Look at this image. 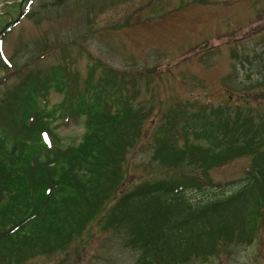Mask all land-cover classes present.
Instances as JSON below:
<instances>
[{
	"label": "trees",
	"instance_id": "1",
	"mask_svg": "<svg viewBox=\"0 0 264 264\" xmlns=\"http://www.w3.org/2000/svg\"><path fill=\"white\" fill-rule=\"evenodd\" d=\"M100 63L82 88L66 65H55L29 71L0 97V263L63 250L94 221L121 233L122 246L136 253L133 264H185L264 231L263 93L172 103L146 141L147 162L133 166L149 171L129 180V154L144 150L152 110L136 100V76L155 80L156 69ZM49 88L63 94L53 106ZM56 120L80 122V140L61 146ZM242 156L243 177L223 192L229 181L213 182L209 170Z\"/></svg>",
	"mask_w": 264,
	"mask_h": 264
},
{
	"label": "rangeland",
	"instance_id": "2",
	"mask_svg": "<svg viewBox=\"0 0 264 264\" xmlns=\"http://www.w3.org/2000/svg\"><path fill=\"white\" fill-rule=\"evenodd\" d=\"M23 1L0 0V28ZM26 11L0 34V97L29 71L55 65H66L80 88L90 67L93 77L100 74L101 61L119 71L156 69L155 80L133 72L139 78L136 100L152 110L143 124L144 150L129 154V180L149 171L133 166L147 162L146 141L172 103L209 99L215 105L235 92L264 95V0H30ZM62 96L49 88L48 106ZM54 123L61 145L76 144L84 132L80 122ZM247 166L242 156L209 175L213 182L229 181L223 192H230ZM121 239L119 231H103L94 221L63 250L19 264H133L136 253ZM185 264H264V231L250 243L220 244L213 255Z\"/></svg>",
	"mask_w": 264,
	"mask_h": 264
},
{
	"label": "water",
	"instance_id": "3",
	"mask_svg": "<svg viewBox=\"0 0 264 264\" xmlns=\"http://www.w3.org/2000/svg\"><path fill=\"white\" fill-rule=\"evenodd\" d=\"M20 5H21V3L19 4V11H18V13H17L16 18H15L14 20H9V21H7V22L3 25V27H1V29H0V33H2V32L6 29V27L8 26V24H10V23H12V22L15 23V22L18 21L19 16H20Z\"/></svg>",
	"mask_w": 264,
	"mask_h": 264
},
{
	"label": "bare ground",
	"instance_id": "4",
	"mask_svg": "<svg viewBox=\"0 0 264 264\" xmlns=\"http://www.w3.org/2000/svg\"><path fill=\"white\" fill-rule=\"evenodd\" d=\"M59 144V143H58ZM60 145V144H59ZM62 146V145H61Z\"/></svg>",
	"mask_w": 264,
	"mask_h": 264
}]
</instances>
